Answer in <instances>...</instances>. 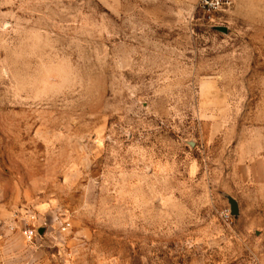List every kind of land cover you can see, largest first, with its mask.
<instances>
[{
  "label": "rangeland",
  "instance_id": "obj_1",
  "mask_svg": "<svg viewBox=\"0 0 264 264\" xmlns=\"http://www.w3.org/2000/svg\"><path fill=\"white\" fill-rule=\"evenodd\" d=\"M0 264H264V0H0Z\"/></svg>",
  "mask_w": 264,
  "mask_h": 264
},
{
  "label": "built area",
  "instance_id": "obj_2",
  "mask_svg": "<svg viewBox=\"0 0 264 264\" xmlns=\"http://www.w3.org/2000/svg\"><path fill=\"white\" fill-rule=\"evenodd\" d=\"M231 3L232 0H198V6L209 15L220 11L224 7L229 6ZM222 213L226 218H228L231 214L229 210H224ZM22 233L25 237H27L28 240H32L39 235L37 232V227H24Z\"/></svg>",
  "mask_w": 264,
  "mask_h": 264
},
{
  "label": "water",
  "instance_id": "obj_3",
  "mask_svg": "<svg viewBox=\"0 0 264 264\" xmlns=\"http://www.w3.org/2000/svg\"><path fill=\"white\" fill-rule=\"evenodd\" d=\"M225 28H222V31H225ZM238 212V208L236 206L235 200L234 199H230V213L231 214H236ZM43 231V227H37V232L40 235V233H42Z\"/></svg>",
  "mask_w": 264,
  "mask_h": 264
}]
</instances>
